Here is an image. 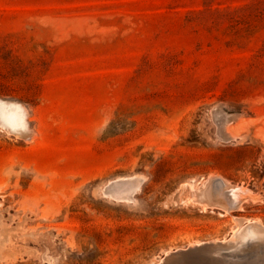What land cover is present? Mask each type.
Segmentation results:
<instances>
[{"label": "rangeland", "instance_id": "rangeland-1", "mask_svg": "<svg viewBox=\"0 0 264 264\" xmlns=\"http://www.w3.org/2000/svg\"><path fill=\"white\" fill-rule=\"evenodd\" d=\"M0 99V264H264V0H0Z\"/></svg>", "mask_w": 264, "mask_h": 264}, {"label": "bare ground", "instance_id": "bare-ground-1", "mask_svg": "<svg viewBox=\"0 0 264 264\" xmlns=\"http://www.w3.org/2000/svg\"><path fill=\"white\" fill-rule=\"evenodd\" d=\"M0 116H1V122H3V124L6 126V128L10 129L11 131H14L15 133L17 132H20L22 131L23 129H25L24 125L26 123V120H25V116H24V113L22 110H17V111H14V110H11V109H3L0 107ZM23 136V135H22ZM36 136V135H35ZM37 137V136H36ZM226 182V181H225ZM228 184V183H227ZM222 187V186H221ZM233 187V186H232ZM230 188V187H229ZM237 188H240V187H237ZM233 189V188H232ZM206 190V189H205ZM242 190V189H241ZM244 190V189H243ZM242 190V191H243ZM222 191V190H221ZM220 191V192H221ZM234 191V190H233ZM236 191V190H235ZM239 190H237V192H239ZM246 191V190H245ZM215 192V191H214ZM228 192V191H227ZM229 193V192H228ZM227 193V194H228ZM241 193V192H240ZM244 193V191L242 192ZM247 192H245L244 195H246ZM250 193V192H249ZM218 194V193H216ZM231 194V193H230ZM248 194V193H247ZM251 194V193H250ZM224 195V194H223ZM226 195V194H225ZM229 195V194H228ZM252 195V194H251ZM233 196L237 197V195L235 194H232L231 197L233 198ZM229 196L226 195V200L225 202H227V198ZM235 197L233 199H235ZM247 197V196H246ZM216 198H219V196L217 197L216 195ZM221 199L224 198V197H220ZM224 198V199H225ZM248 198V197H247ZM196 199V198H195ZM222 199V201L224 200ZM238 199V197H237ZM209 202V201H208ZM229 203V202H227ZM204 204V203H203ZM233 204V203H232ZM236 204V203H234ZM233 204V205H234ZM212 205V204H211ZM223 205V204H222ZM205 206V205H204ZM232 206V205H231ZM224 207V206H222ZM234 208V207H233ZM259 223V222H258ZM257 224V223H256ZM258 225V224H257ZM263 224L261 223L260 226H262ZM237 228V227H236ZM235 230V229H234ZM249 231V230H248ZM242 241V240H241ZM195 244V243H194ZM200 246V245H198ZM196 246V247H198ZM195 247H192L191 249H194ZM170 264H174L173 260L170 261Z\"/></svg>", "mask_w": 264, "mask_h": 264}, {"label": "water", "instance_id": "water-1", "mask_svg": "<svg viewBox=\"0 0 264 264\" xmlns=\"http://www.w3.org/2000/svg\"><path fill=\"white\" fill-rule=\"evenodd\" d=\"M224 247L225 246L222 244L204 245V246L191 249L187 252L181 253V256H182V259L186 257L190 258V257H196V256H204L206 258H210L214 254H217V255L221 254Z\"/></svg>", "mask_w": 264, "mask_h": 264}, {"label": "clouds", "instance_id": "clouds-1", "mask_svg": "<svg viewBox=\"0 0 264 264\" xmlns=\"http://www.w3.org/2000/svg\"><path fill=\"white\" fill-rule=\"evenodd\" d=\"M6 102H9V101L0 99V103H6ZM11 103H16L18 105V107L23 111L24 116L27 117V115H28V112H27L28 106L23 105V104H19V102H16V101H11ZM24 127L25 128L27 127V124L26 123H25ZM4 132H6V129L3 128V127H0V133H4Z\"/></svg>", "mask_w": 264, "mask_h": 264}]
</instances>
